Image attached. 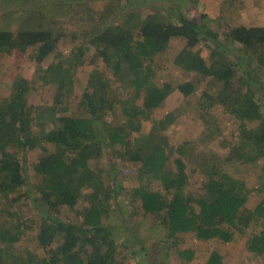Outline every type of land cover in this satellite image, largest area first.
I'll return each instance as SVG.
<instances>
[{
    "label": "trees",
    "instance_id": "1",
    "mask_svg": "<svg viewBox=\"0 0 264 264\" xmlns=\"http://www.w3.org/2000/svg\"><path fill=\"white\" fill-rule=\"evenodd\" d=\"M185 2L187 0H180V4ZM139 3L141 7L145 5L142 0ZM90 4L89 0H0V22L5 18L9 21L7 28H0V53L15 50L26 53L39 69L45 60L55 57L47 69L39 70L42 74L38 83L15 79L11 94L0 102V200L5 202L0 206V241L14 244L30 238L48 254L42 259L29 256L28 260L19 258L9 264H126L136 257L118 248L113 228L104 223V195L108 188L106 168L99 163L102 132L104 141L124 149L130 162L139 166L140 180L164 184L165 195L147 187L137 188L133 193L141 200L144 213L161 216L166 245L180 234L191 233L198 239L224 245L235 240L236 231L255 225L253 231L256 232L264 222V196L254 208H249L251 191L245 183L212 163L213 167L204 171L209 175L204 178L202 190L190 189L185 193L192 175L187 174V165L181 159L176 160V171L168 168V157L172 153L168 142L152 140L150 147L145 142L135 151L130 138L141 128L142 122H136L137 119H148L147 116L162 106L172 92L178 90L189 96L196 90L198 78L210 77L221 85V91L217 97L203 95L200 109L209 111L224 107L228 116L240 121L245 137L242 141L246 140L248 146L255 145V151L250 154L247 146L239 150L233 144L223 159L226 164L222 165L234 164L236 160L256 164L264 158V112L254 98L255 94L261 98L264 89L259 75L264 71V52L258 49L264 45V27H225L223 33H219L212 27L214 21H206L205 15L195 19L178 10L175 21L168 24L148 14L141 33L136 36L130 20L123 25L115 24L113 17H102L100 22H95L88 14L89 31L87 34L84 31L83 35L94 53L80 47L74 57L59 56L56 52L59 43L68 38V32L58 28L59 20L80 7L91 10ZM174 41L182 45L174 64L193 74V79L177 84L163 79L164 74L157 76L151 61ZM201 44L208 45V58L203 57L198 47ZM88 52L98 55L114 77H125L127 89L133 88L129 97L118 105L126 106L127 124L133 127L101 121L105 110L118 103L105 100L110 81L97 70L91 74L78 107L70 111L66 107L68 104L62 106L75 92V74L83 67V58ZM240 72L245 77L243 91L235 89L233 82ZM44 94L53 97L54 113L48 120L51 125L42 124L43 129L38 131L36 116H32L34 106L30 107L29 103ZM140 98L143 104L137 106ZM175 120L174 114L165 117L168 123ZM252 124L258 127L251 132L247 126ZM48 144L54 146V152L46 147ZM36 149H41L43 154L35 167V195L42 198L45 209L24 223L18 212L29 200L23 192L25 170L21 154ZM259 178L264 186V167ZM83 196L89 206L83 222L76 223L67 213ZM110 200L108 197L106 202L109 204ZM15 207L20 208L16 210ZM250 239L249 250L264 254V230L252 234ZM177 255L184 264H189L195 252L189 248L178 250ZM0 264H5L1 258ZM206 264L226 263L215 250Z\"/></svg>",
    "mask_w": 264,
    "mask_h": 264
},
{
    "label": "rangeland",
    "instance_id": "2",
    "mask_svg": "<svg viewBox=\"0 0 264 264\" xmlns=\"http://www.w3.org/2000/svg\"><path fill=\"white\" fill-rule=\"evenodd\" d=\"M89 1L91 10L80 7L75 9L73 14L59 20L58 28L68 32V38H63L59 43L56 51L59 56L74 57L73 54L80 47L94 53V49L90 48L89 40L85 38V34L83 35L84 31H87L86 34L89 31L88 14L95 18V22H100L102 17H113V20L116 21L115 24L119 25L126 24L130 20L132 26H135L132 31L136 36L141 33L144 19L148 14H153L159 22L168 24L171 20L175 21L174 17L178 10L195 19H200L202 15H205L206 21H214L212 27L219 30V33H223L225 27L227 29L241 25L264 27V0H187L184 4H180V0H142L145 4L142 7L139 5V0H131V4L129 0ZM97 11L99 12L97 13ZM8 22L6 18L2 20L0 28H7ZM70 38H74V40L72 41ZM181 47L179 42L174 41L163 53L151 60L152 66L157 70V76L164 74L161 75L163 79L171 80L175 84L193 79V74H188L174 64L175 55ZM198 47L203 57L208 58L210 53L208 45L201 44ZM258 49L264 52V45ZM85 54L83 58L85 63L83 67L77 69L75 74V92L62 106L68 104L66 107L70 111H74L78 107L83 99V93L88 87L91 74L97 70L110 81V91L108 88L105 100L110 103L112 101L118 103L116 107L105 110L101 121L113 126L133 127V125L127 124L126 106H118L119 102L123 103L129 97V91L133 92V88L127 89L128 80L123 76L114 77L109 66L98 55L92 56L89 52ZM54 60L55 57H49L39 69L35 62L29 60L26 53L17 50L12 53H0V102L11 94L15 79L25 78L38 83L42 74L39 70L47 69ZM259 75L264 84V71ZM244 80L243 72L236 73L233 80L234 88L243 91L246 88ZM197 81L196 90L191 95L184 96L176 90L168 96L162 106L147 116L148 119L139 120L138 118L136 122L140 121L142 124L140 130L136 129L132 133L131 146L135 151H138L142 147V143L147 142L150 147L152 140L153 142L167 141L169 148L172 149V153L168 157V168L176 171V160L181 159L187 165V174L192 175L185 193H188L190 189L201 191L204 178L209 175L204 171L208 168L211 169L213 164H217L229 176L245 183L248 190L251 191L247 205L249 208H254L264 196V186L259 178L264 167V158L258 160L256 164L248 161L241 163L236 160L234 164L229 162L228 166L222 165V163L226 164L223 159L228 156L233 144L239 150L247 146L250 154L255 145L249 144L248 146L246 140L242 141V138L245 137L242 135L243 128H240V121L228 116L223 111L224 107H215L214 110L209 111L200 109V104L204 100L201 101L203 95L217 97L221 91V85L210 77L198 78ZM157 83L160 81L157 80ZM262 94L261 98L257 94L254 98L258 104L263 106L264 112V89ZM131 95L134 96V93ZM142 104L143 98H140L137 101V106ZM29 106H34L32 116H36L35 122L38 131L43 129L42 124L51 125L48 124L50 114L54 113V101L51 95H40L34 102L29 103ZM169 114L175 115L176 120L172 123L165 122V117ZM257 127L258 125L254 124L247 126L249 131H255ZM102 138H104V132L100 135L101 144H99V147L102 148L99 163L106 168L105 184L108 188L104 195V205H106L104 223L109 228H113L118 248L126 255L135 254L136 257L130 259L126 264H184L177 252L189 248L195 252V257L189 264H206L209 256L215 250L221 253L226 264H264V254L250 251L248 248L251 235L264 230V222H261V227L259 226L256 232L253 231L255 225L250 229L236 231L235 240L229 244L204 241L190 233L180 234L166 245L163 242L165 229L161 224V216L144 213L141 200L133 193L137 188L147 187L165 195L164 184L161 181L140 180L137 173L139 166L130 162L126 151L118 145H111ZM141 139L142 141H139ZM46 147L51 152L55 151L53 145L48 144ZM42 154L41 149L21 154L25 170L23 192L29 201L27 206L22 207L21 210H19L20 207H15V209L19 210L21 221L24 223L37 216L40 210L45 209L42 198L35 195L37 192L35 189L37 179L35 167ZM87 194L85 192L84 196ZM84 196L79 204L67 213L73 222H83L84 213L89 206L88 202H85ZM108 197L111 198L109 204L106 202ZM4 203L0 200V206ZM48 213L52 215L51 212ZM29 256L42 259L48 254L30 238L21 239L14 244L0 241L2 263L9 264L12 260L19 258L28 260Z\"/></svg>",
    "mask_w": 264,
    "mask_h": 264
}]
</instances>
